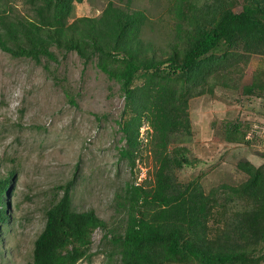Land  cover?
Here are the masks:
<instances>
[{
    "label": "trees",
    "instance_id": "trees-1",
    "mask_svg": "<svg viewBox=\"0 0 264 264\" xmlns=\"http://www.w3.org/2000/svg\"><path fill=\"white\" fill-rule=\"evenodd\" d=\"M82 1L0 0V49L37 63L42 58L58 61V53L73 51L84 65L94 63L118 84L125 100L120 123L126 146L119 148L120 157L134 164L145 120L150 128L146 147L155 165L151 175L141 182L134 178L115 193L116 229L108 228L93 209L72 207L73 179L59 185L61 195L46 208L26 264H77L90 258L98 228L108 237L107 257L110 261L114 256L115 264L261 260L264 167L239 165L248 176L231 193L248 204L227 211L222 191L205 190L196 176L179 178L193 159L176 142L191 135L188 99L193 93L213 91L215 76L223 83L234 75L243 77V67L264 55V0H173L167 7L170 38L164 45L142 36L150 18L132 8L131 0L125 6L109 0L97 16L72 18L75 4ZM246 80L243 92L264 90L263 79ZM230 128L232 132L229 125L223 130L246 137L264 151L253 125L248 130L247 124L237 122ZM12 176L10 172L0 178V226L10 220Z\"/></svg>",
    "mask_w": 264,
    "mask_h": 264
},
{
    "label": "rangeland",
    "instance_id": "rangeland-1",
    "mask_svg": "<svg viewBox=\"0 0 264 264\" xmlns=\"http://www.w3.org/2000/svg\"><path fill=\"white\" fill-rule=\"evenodd\" d=\"M108 1L76 3L72 18L97 16ZM112 1L125 6L127 0ZM172 2L131 0L132 8L142 9L150 18L143 27L144 38L160 45L170 38L167 7ZM240 4H235L236 10ZM243 69V77H231L235 83H223L215 76L213 91L198 93L195 88L197 92L188 99L191 135L176 142L193 159L179 178L196 176L205 190L222 191L227 211L245 206L244 197L231 193V187L248 176L239 165L264 167V151L258 144L223 130L229 125L232 132L230 127L237 122L247 124L248 130L264 122V90H240L249 82L246 79L264 80V55L251 59ZM124 102L118 84L94 63L84 65L73 51L58 53V61L42 58L37 63L0 49V178L13 173L7 198L10 220L0 226V264L30 260L45 210L61 195L58 186L70 179L74 181L72 207L93 209L108 228L116 229L115 193L134 178L141 182L155 165L141 128L134 164L120 157L119 148L126 146L120 123L125 117ZM229 215L231 219L233 214ZM103 234L101 228L94 231L92 256L77 264L116 263L114 256L110 261L107 257L111 244ZM251 264H264V257Z\"/></svg>",
    "mask_w": 264,
    "mask_h": 264
},
{
    "label": "built area",
    "instance_id": "built-area-1",
    "mask_svg": "<svg viewBox=\"0 0 264 264\" xmlns=\"http://www.w3.org/2000/svg\"><path fill=\"white\" fill-rule=\"evenodd\" d=\"M146 128H147V126L143 125L141 130L145 131ZM252 132H253V134L258 135V137L260 138V141H261L260 145L264 149V122L253 124ZM142 138L146 141L145 133H144Z\"/></svg>",
    "mask_w": 264,
    "mask_h": 264
},
{
    "label": "clouds",
    "instance_id": "clouds-1",
    "mask_svg": "<svg viewBox=\"0 0 264 264\" xmlns=\"http://www.w3.org/2000/svg\"><path fill=\"white\" fill-rule=\"evenodd\" d=\"M143 125H146L147 126V128L144 131L145 136H146V139H147V130H149L150 128H149V125L147 124V122L145 120H143L140 128H142ZM139 136H140V133H139ZM139 136H138V138H139V143H140L141 142V138ZM144 146H146V141L144 142Z\"/></svg>",
    "mask_w": 264,
    "mask_h": 264
}]
</instances>
